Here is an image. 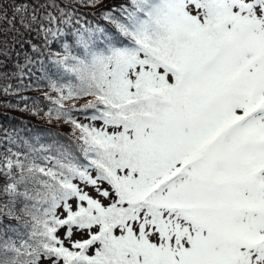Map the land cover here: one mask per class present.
Returning a JSON list of instances; mask_svg holds the SVG:
<instances>
[{"label":"snow or ice","instance_id":"6c2138e0","mask_svg":"<svg viewBox=\"0 0 264 264\" xmlns=\"http://www.w3.org/2000/svg\"><path fill=\"white\" fill-rule=\"evenodd\" d=\"M65 9L0 0V37L49 49L26 60L76 144L0 153V264H264V0Z\"/></svg>","mask_w":264,"mask_h":264},{"label":"trees","instance_id":"16d2710c","mask_svg":"<svg viewBox=\"0 0 264 264\" xmlns=\"http://www.w3.org/2000/svg\"><path fill=\"white\" fill-rule=\"evenodd\" d=\"M111 2L112 0H104L103 4L93 5L92 0H87L88 6H85V0H64L65 5H74V10H65L72 12L74 19L82 27L97 24L105 26L107 22L102 19L104 8L105 4ZM4 27L8 26L5 24ZM16 27L22 35L17 36L14 41L0 37V40L8 39L7 45L0 43V61L4 63L3 72L8 73L7 77L0 74V153L6 149L13 152L27 151L29 146L37 149L43 146L51 148L52 151L60 148L75 151L72 126L63 122L59 124L47 115L53 105L45 98V93H51V89L41 65H29L26 60V57H31L34 61H42L44 69H50L49 49H45L43 55L34 54L32 46L43 43L41 35L35 29L26 31L19 24ZM60 50V41L50 46L51 52ZM5 88L8 90L5 91Z\"/></svg>","mask_w":264,"mask_h":264},{"label":"rangeland","instance_id":"374dc122","mask_svg":"<svg viewBox=\"0 0 264 264\" xmlns=\"http://www.w3.org/2000/svg\"><path fill=\"white\" fill-rule=\"evenodd\" d=\"M59 123V122H58ZM57 123V124H58ZM60 124V123H59ZM67 128V127H66ZM69 128V127H68ZM71 131H72V129H71ZM105 187H106V185H105ZM86 190H88L89 192H90V194L91 195H93V196H97L98 197V194L95 192V191H93V190H91V189H86Z\"/></svg>","mask_w":264,"mask_h":264}]
</instances>
